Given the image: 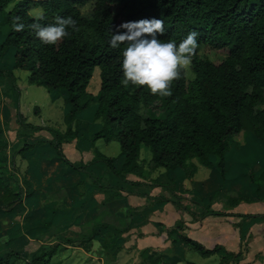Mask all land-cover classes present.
I'll list each match as a JSON object with an SVG mask.
<instances>
[{"label":"trees","instance_id":"16d2710c","mask_svg":"<svg viewBox=\"0 0 264 264\" xmlns=\"http://www.w3.org/2000/svg\"><path fill=\"white\" fill-rule=\"evenodd\" d=\"M85 1L0 0V80L3 76L9 79L4 86L5 94L16 89L12 68H19L27 71L29 83L46 87L52 97L61 96L64 101V128L61 130L25 121L17 110L18 96L9 97L16 110L15 122L29 132L44 129L49 137L32 141L22 138L15 147L8 148L0 134V212L6 213L13 204L40 192L24 176L18 180L16 173L7 166L13 163L15 155L23 158L34 155L36 150L47 164L56 159L66 170L80 173L68 188L72 205L89 191L108 187L86 170L91 162H101L118 178H124L126 173L141 176V144L149 150L151 167H162L166 174L177 171L183 177H190L197 162L208 167L210 175L216 173L223 184L234 177L237 181V173L232 176L229 173L244 164L251 167L245 172L248 182L258 190L264 179V0H92L89 14L84 15L79 6ZM32 7L43 10L44 19L39 21L42 26L54 24L56 17L71 16L77 21L79 30L69 29L70 35L56 45L42 43L27 27L19 33L13 31L11 22L17 16L26 25L34 22L35 15L28 12ZM151 18L164 21L165 33L158 36L159 39H171L179 44L189 32L195 31L199 46L221 54L217 59H210L197 52L190 67L192 77L187 79L182 73L173 83L169 97L152 95L146 86L125 88L121 84V63L126 45L113 49L108 43L111 32L125 31L119 29L122 23ZM94 66L99 69V84L97 91L91 93L86 86ZM140 107L147 108L148 112L143 113ZM86 108L91 110L92 121L99 119L88 138L89 143L97 138L115 139L122 155L119 166L113 164L112 156L96 149L85 162L70 161L63 154L61 142L84 135L79 124ZM239 132L243 143H239L235 162L232 157L226 158V152L230 140ZM252 149L259 158L249 155ZM47 150H50L49 156L44 155ZM254 164L257 167H253ZM30 165L39 169V162L31 160ZM158 184L174 190L172 183ZM175 197L176 193L172 192L170 199L184 208ZM198 198L195 202L199 204V216L226 214L210 208L208 203L201 205L199 195ZM235 200L228 198L231 202ZM51 210L55 216L50 212L37 225L38 229L60 228L57 225L60 209L56 206ZM181 224L182 221L177 220L174 226L166 229L171 241L186 243L203 256L216 253L219 256L217 264H238L240 249L231 252L220 244L206 248L179 232ZM36 230L30 226L32 235ZM122 231L123 228L94 221L78 236L62 237L61 243H39L25 255L15 250L0 253V264H14L20 257H24L25 264H52V256L64 243L78 241L88 249L93 237L99 241L101 255L111 262L121 248ZM137 255V264H172L175 261L174 257L168 260L161 250L148 247L139 249ZM54 263L60 264L59 261ZM184 264L195 263L186 260Z\"/></svg>","mask_w":264,"mask_h":264},{"label":"crops","instance_id":"0c3cea01","mask_svg":"<svg viewBox=\"0 0 264 264\" xmlns=\"http://www.w3.org/2000/svg\"><path fill=\"white\" fill-rule=\"evenodd\" d=\"M21 135L25 136V134ZM25 140L32 141L30 140V135H28V137L25 136ZM94 141L89 143L87 140L84 144V142L79 141L77 136L68 141L61 142V149L64 150L65 145L69 144L68 146H71L70 152L72 158L77 155L74 148L81 153V158L77 160L68 159L70 161L85 162L93 156V150L96 149L93 145ZM90 149L92 154L89 152ZM49 154L50 150H47L44 155L49 156ZM112 157L114 158L113 164L119 166L122 161V155L118 153ZM19 160H21L24 165L22 170L24 169L25 172L23 173L22 171V175L27 178L32 187L39 188L40 190V192L35 193L34 197L22 201L26 206L25 215L27 217L23 219L28 229H30L31 226L33 229L37 228V230H39L37 225L42 222L43 218H47L50 212L52 213L51 209L53 207L58 206L60 211L58 213L57 225L60 227L66 225H70L69 227L74 226L78 228V233L88 230L94 221L105 222L116 228H122L123 226L125 228L128 227L131 228L129 232L130 235L128 234L129 238H125V234L122 233L123 231L126 232L124 228L121 232L122 242L119 251L125 246L124 243L128 241V243H131V250L137 249L138 251L143 247L161 250L163 254L168 257V260H171L173 257L175 258L172 264H184L188 259H185L183 256V242L171 241L170 237L166 235L165 230L174 226L177 220H181L182 228L178 231L188 236V234L194 232L195 229H200L198 232H194L195 235L193 237L201 244L206 238H210L208 235L210 234L209 229L213 226L214 230H219L220 233L218 237L208 240L209 244H212L210 247L214 244H220L225 250L231 252L239 250L240 237L245 229H247L250 236L245 249L241 251V258L239 260L242 261L238 262V264H246V262L248 264H256L255 259L257 256L262 257L261 253L264 250V227L261 229V232L257 233H252L251 229L254 223H256L253 222L254 220L264 219V212L241 211L239 208L245 202H247L246 204H256L257 202L264 204V186L255 191L253 185L248 182L252 190H204L203 187L206 186V179L205 182L196 180L192 183L196 184V186L200 185V189L180 190L181 186L188 188L185 185V177L177 171H170L166 174L163 169V176H160V178H166L169 180L168 182L173 184V188L177 185L176 188H174L173 191L151 190L144 184L145 180L143 178L139 176L136 177L132 173H126L124 178H118L101 162L94 161L86 166V170L94 178L98 179L101 184L107 185L108 187L105 190L93 189L80 196L77 202H75V205H72L69 194L71 191L68 190V188L80 177L79 172L66 170V167L56 159L47 164L38 150L35 151L34 155L30 156V154H28L26 157H19ZM31 160L39 162V169L36 170L30 165ZM243 166L244 167H237L240 168V171L245 173L244 171H247L246 167L248 166ZM38 171H40V174H38ZM214 175L217 174L215 173ZM210 176L211 175H208V179ZM130 180L134 181V183H131ZM217 181H220L219 176L214 179L215 183H217ZM158 186L159 185H154L150 186V188L157 189ZM172 192L176 193L177 197L175 198L179 200L184 208L176 206L170 199L172 198ZM198 195L201 198V205L208 203L210 208L222 210L226 212V214H207L199 216V209H197L199 204L195 202L196 199H199ZM217 197H223L225 203L220 205ZM229 197L236 198V200L234 202L228 201ZM239 213L262 214V216L241 217L238 215ZM52 214L55 216L54 213ZM205 232H207L205 237L202 239L198 237ZM37 233L38 232H36V234ZM30 235L32 234L30 233ZM35 235H32V237L35 238ZM255 236L258 237L261 244L258 245L259 247L256 251L247 257L250 243ZM22 237L23 236H21L19 240H21ZM25 237L28 238L26 235ZM90 241L96 242L99 245V241L94 237L91 238ZM99 248L96 249L98 255L100 253ZM212 254L203 257L209 258ZM216 255L217 257H210L211 260L209 264L218 262L219 256L218 254ZM111 262H114V260ZM262 264H264V262Z\"/></svg>","mask_w":264,"mask_h":264},{"label":"rangeland","instance_id":"374dc122","mask_svg":"<svg viewBox=\"0 0 264 264\" xmlns=\"http://www.w3.org/2000/svg\"><path fill=\"white\" fill-rule=\"evenodd\" d=\"M92 6V0H87L83 4L79 6V10L82 14L87 15L89 14V11ZM30 14L35 15L36 13L40 12V9L37 7H32L28 11ZM197 52L199 55L207 56L210 59H217L221 57L220 52H215L213 50H204L203 47L199 46L197 49ZM98 67L94 66L91 76L88 80L86 89L91 92L95 93L98 89L99 84V75H98ZM12 72L14 74V84H15V90L13 89L10 91V94H5V84H8L9 79L6 76L2 77V80H0V131H2L1 134V140H5L7 143L8 148L15 147L19 141L23 138L25 139V136L28 137L30 135V140H34L37 137H49L48 131L44 129L36 130V131H28L23 127H21L20 124L16 123L14 120L15 116V108L10 102L9 97H15L18 96L16 99L17 103V110L20 112V114L23 116L25 121H29L34 124H40V125H51L53 127H57L59 129L64 128V122L62 119L63 110H64V101L61 96L52 97L49 94V91L46 89V87L42 85H37L35 83H29L26 80V74L27 71L24 69L19 68H12ZM185 73V76L187 79L191 78L193 73L191 71V68L187 70ZM140 110L143 113H147V108L140 107ZM90 108H86L84 111V114L81 116L79 128L81 127V133L86 135H80L78 136L79 141L87 142L91 131L97 127V124L99 123V119H96L92 121V118L89 117ZM21 134H25V136H22ZM243 143V137L242 133H237L234 135V138L230 140L229 146L226 152V158L232 157V159L236 162V157L239 156V153H237V148L240 144ZM69 144L65 145V149L62 150L64 155L72 160H77L81 158V153L74 148V151H76L77 155L72 158L71 156V146H68ZM94 147L101 153H104V155H117L120 151L119 144L115 139H110L108 141H105L102 138H97L94 141ZM90 154H92L91 149L89 150ZM149 150L147 147H145L143 144H141L139 148V160H140V166H141V173H143L141 178L145 180L144 184L148 186L151 190H167L166 186L160 185L158 183H166L170 185L169 180L166 178H160L162 177V167H151L149 163ZM249 155L251 157L255 156L256 158H259V156H256L255 149H252L249 151ZM248 155V157H249ZM251 160V158H250ZM19 161V162H18ZM16 163V164H15ZM244 164H240L239 167H244ZM260 165V164H259ZM8 168H11L17 175V179L20 180V178L23 176V173L25 170L23 168V163L21 160H19L18 155H15L13 163H7ZM234 166V164H233ZM232 166V167H233ZM239 167H234L233 170L229 173L230 176L233 174H236L237 181L232 178L231 180H226L225 183H221L220 181H217V183L214 182V179H216L218 176L211 174V176L208 179L209 168L201 165L196 162V170L190 177H185V185L188 187H180V190H197L200 189V185L196 186L194 181L200 180L206 182V186H204V190H252V187L248 184L246 173L243 174L242 171H240ZM253 167H257V164H254ZM251 167H246L247 170H249ZM246 172V171H244ZM133 174V173H132ZM135 175V174H134ZM244 175V176H243ZM138 177V175H135ZM230 178V177H229ZM198 184V183H197ZM159 185L157 189L150 188V186ZM177 185H175L174 188H176ZM195 186V187H193ZM264 186V179L260 184V187ZM112 187V186H109ZM173 187V186H172ZM21 198L23 199V194L21 195ZM21 199V200H22ZM217 200H219V204L222 205L225 203V199L223 197H217ZM23 201V200H22ZM247 202L243 203V205L239 208L241 211H260L264 212V204L261 202H257L256 204H246ZM1 204V201H0ZM12 209L6 213L0 212V253L5 254L8 250H18L21 255L27 254L28 251L34 249L39 243H51V242H59L61 243V238L65 236L70 237H76L79 235L78 228L66 225L64 227H60L58 229H54L50 227L47 230H37L38 234L35 235V238L30 235V229H28V226L24 224V219H26V206L20 202L15 203L11 207ZM244 208V209H242ZM2 209V208H1ZM199 209V207H197ZM29 212V211H27ZM243 220V219H242ZM253 228L251 229L252 233L261 232L262 228L264 227V219L263 220H254ZM263 224V225H262ZM125 228L124 226L122 227ZM62 229V230H61ZM126 232H122L125 234V238H129L130 235V229L131 228H125ZM61 230V231H59ZM166 230V229H165ZM200 229H195L194 232H198ZM210 238H206L202 244L205 247H210L208 240L214 239L218 237V234L220 233L219 230H214V227L211 226L210 229ZM40 232V233H39ZM194 232H190L188 234L189 237L194 238L195 235ZM27 233V234H26ZM129 234V235H128ZM207 232L200 234L198 237H205ZM259 234V233H258ZM25 235L28 237L26 238ZM187 235V234H186ZM257 235V234H256ZM23 236L25 238L20 237ZM249 233L247 229L242 233V236L240 237L239 242V249L243 251L245 249L246 243L249 239ZM40 240V241H39ZM203 241V240H202ZM83 243H79L78 241H74L70 243H64L62 248L56 252L52 258L51 262L52 264H55V261H59L60 264H137L138 261V255H137V249L131 250L130 247L131 243H124V247L118 252L117 257L115 258L114 262L108 261V258L106 256L101 255V253H97V248H99L98 243L90 241V245L88 246V249H86L84 246H82ZM261 244V241L258 240V237H254L252 242L250 243V247L248 249L247 257L250 256L256 249L259 247L258 245ZM129 245V246H128ZM86 246V243H85ZM131 248V249H130ZM152 248V247H151ZM157 250V249H156ZM182 252L185 259L191 260L196 264H209V261L211 260L210 257H217L216 254H212L209 258L203 257L199 252L194 250L192 247H190L188 244L183 243L182 244ZM258 253V252H257ZM262 257H258L255 259L256 264H262L264 262V250L261 253ZM100 256V257H99ZM256 257V255H255ZM247 259V258H246ZM242 260H239L238 262H241ZM217 262V261H216ZM14 264H25L24 263V257H20L15 261ZM217 264V263H215ZM226 264H234L232 262H228ZM243 264V263H240ZM246 264H248L246 262Z\"/></svg>","mask_w":264,"mask_h":264},{"label":"clouds","instance_id":"9594fccd","mask_svg":"<svg viewBox=\"0 0 264 264\" xmlns=\"http://www.w3.org/2000/svg\"><path fill=\"white\" fill-rule=\"evenodd\" d=\"M44 19L41 10L34 16V22L25 24L21 17H15L11 29L17 33L27 27L46 45H56L70 35L69 29L78 31L77 21L71 16L56 17L54 24L42 26L39 21ZM125 31L111 32L109 46L113 49L126 45L122 51L121 84L127 88L147 87L152 95L169 97L172 85L181 78L182 73L190 69L193 57L197 54L199 43L198 33L191 31L177 44L175 40H161L158 36L165 33L162 19H140L119 25Z\"/></svg>","mask_w":264,"mask_h":264}]
</instances>
